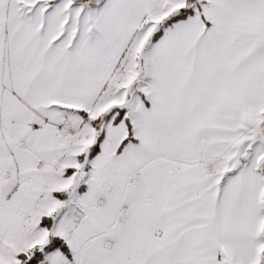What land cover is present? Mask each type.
Returning <instances> with one entry per match:
<instances>
[{"label": "snow or ice", "instance_id": "6c2138e0", "mask_svg": "<svg viewBox=\"0 0 264 264\" xmlns=\"http://www.w3.org/2000/svg\"><path fill=\"white\" fill-rule=\"evenodd\" d=\"M0 264H264V0H0Z\"/></svg>", "mask_w": 264, "mask_h": 264}]
</instances>
